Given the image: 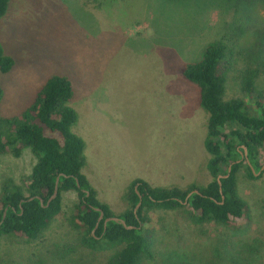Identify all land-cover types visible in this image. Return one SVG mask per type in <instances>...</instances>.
<instances>
[{
  "label": "rangeland",
  "instance_id": "374dc122",
  "mask_svg": "<svg viewBox=\"0 0 264 264\" xmlns=\"http://www.w3.org/2000/svg\"><path fill=\"white\" fill-rule=\"evenodd\" d=\"M200 2L11 0L0 19V45L14 61L0 74V114H20L47 79L66 77L77 113L71 130L84 142L82 173L115 215L135 179L180 189L212 180L203 145L208 114L181 73L206 45L222 39L234 51L224 100L250 101L241 90L247 71L264 93V11L244 16ZM35 163L30 149L0 154V192L7 180L22 187ZM237 181L246 204L237 230L192 224L185 209L144 210L153 247L141 264H235L246 246L250 264H264V173L249 179L242 168ZM77 203L76 192H62L60 213L33 240L0 236V264H107L119 247L81 244L70 225Z\"/></svg>",
  "mask_w": 264,
  "mask_h": 264
},
{
  "label": "trees",
  "instance_id": "16d2710c",
  "mask_svg": "<svg viewBox=\"0 0 264 264\" xmlns=\"http://www.w3.org/2000/svg\"><path fill=\"white\" fill-rule=\"evenodd\" d=\"M10 1L0 0V19ZM163 1L184 3L186 0ZM206 1L232 8L244 16L255 8L264 11V0H201L200 3ZM258 35L264 41V31ZM233 53L231 45L217 40L205 46L198 61L184 65L181 70L182 76L198 88L200 106L208 114L203 145L209 155L206 169L212 180L204 187L192 185L180 189L153 187L135 179L124 196L127 206L118 215L97 199L82 173L84 142L71 130L77 122V113L70 106L73 88L66 77L47 79L20 114L13 117L0 114V154L19 157L23 149H30L36 158L22 187L7 180L1 188L0 236L37 238L60 213L61 193L69 191L76 192L78 197L70 225L80 232L81 244L90 250H99L103 244L119 247L107 264H141L151 258L153 238L144 228L149 222L144 210L185 209L192 224L214 223L237 230L246 214V204L237 192V174L244 168L246 176L255 179L251 169L258 172L264 166V93L256 89V72L247 71L242 77L241 90L250 101L224 100ZM13 66V59L0 45V74H7ZM2 98L0 85V104ZM228 167H231L228 177L219 178L227 174ZM263 173L264 169L260 175ZM57 180V196L50 200ZM139 201L140 207L134 212ZM101 212L103 218L99 221ZM114 217L130 228L114 221L105 224L107 218ZM249 253V246L237 251L234 263L250 264Z\"/></svg>",
  "mask_w": 264,
  "mask_h": 264
},
{
  "label": "water",
  "instance_id": "95a60500",
  "mask_svg": "<svg viewBox=\"0 0 264 264\" xmlns=\"http://www.w3.org/2000/svg\"><path fill=\"white\" fill-rule=\"evenodd\" d=\"M244 152H245V156H246V150H245V149H244ZM263 169H264V166H263L258 172H255L253 168H252L251 170H252V172L254 173V175L257 176V175H259V174L261 173V171H262ZM230 171H231V167H228L227 174H226L225 176H221V177H219V178H227L228 175H229V173H230ZM219 178H218V183H219ZM219 184H220V183H219ZM194 192L197 193L196 191H194ZM57 193H58V180H57L56 183H55L54 193H53L52 197L50 198V200H51V199H54V198L57 196ZM30 200H31V199H30ZM38 200H39L40 204L43 205V201H42V199L38 198ZM48 202H49V201H48ZM140 204H141V201H139L138 204L136 205V207H135V209H134V212L137 211V209L140 207ZM4 217H5V213H3V218H4ZM102 218H103V213L101 212V213H100V217H99L98 220L100 221ZM109 221H114V222L120 223V224H122L124 227H126L125 222H124L123 220H120V219L116 218V217H114V218H107V219L105 220V224H106L107 222H109ZM126 228H130V227H126Z\"/></svg>",
  "mask_w": 264,
  "mask_h": 264
}]
</instances>
